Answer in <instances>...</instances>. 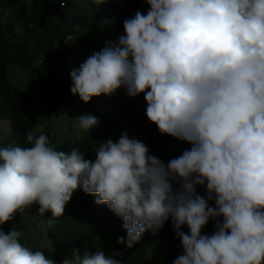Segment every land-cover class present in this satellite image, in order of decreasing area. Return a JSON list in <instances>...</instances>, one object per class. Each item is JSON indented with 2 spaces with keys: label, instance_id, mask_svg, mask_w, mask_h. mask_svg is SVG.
<instances>
[{
  "label": "clouds",
  "instance_id": "1",
  "mask_svg": "<svg viewBox=\"0 0 264 264\" xmlns=\"http://www.w3.org/2000/svg\"><path fill=\"white\" fill-rule=\"evenodd\" d=\"M144 2L146 14L125 18L115 45L69 72V92L86 103L123 87L139 95L135 112L145 102L162 135L191 147L165 165L121 133L89 161L77 148L56 150L42 129L29 132L26 147H0V225L36 204L52 227L79 187L119 217L125 249L168 231L177 258L166 264H264V0ZM75 119L86 133L98 124ZM22 236L0 228V264H54ZM120 255L73 248L62 264H121Z\"/></svg>",
  "mask_w": 264,
  "mask_h": 264
},
{
  "label": "trees",
  "instance_id": "2",
  "mask_svg": "<svg viewBox=\"0 0 264 264\" xmlns=\"http://www.w3.org/2000/svg\"><path fill=\"white\" fill-rule=\"evenodd\" d=\"M120 4L122 0H103L100 4L93 0H0V147H26V134H38V129L49 136L56 150L68 152L77 148L89 161L95 159L98 143L106 139L115 143L121 133L143 142L149 153L165 165L191 147L187 142L162 135L147 120L145 102L141 112L124 104L120 113H112L109 106L115 111L118 103L112 101L109 105L101 95L85 103L69 92L72 68L99 52L105 42L116 44L123 33V22L118 18L122 14ZM148 7L144 0L137 5L141 14H146ZM75 51L79 53L77 61L72 57ZM10 68L19 71L23 84L10 80ZM83 114L98 120L88 133L76 128L75 117ZM198 188L203 194V188ZM94 199L77 187L62 215L52 227L46 226L37 240L30 234L44 231L43 223L51 214L46 211L40 215L36 204L17 213L0 228L5 233L10 228L21 231V243L27 247L29 243L36 245L32 250L42 251L54 264L70 258L73 248L79 249L81 255L96 250L105 255L121 252L115 257L121 264H166L177 258L173 255L174 241L166 240L171 236L168 231L147 233L128 249L117 244V237L126 236L122 222L105 204H95ZM27 225H32L31 229Z\"/></svg>",
  "mask_w": 264,
  "mask_h": 264
},
{
  "label": "rangeland",
  "instance_id": "3",
  "mask_svg": "<svg viewBox=\"0 0 264 264\" xmlns=\"http://www.w3.org/2000/svg\"><path fill=\"white\" fill-rule=\"evenodd\" d=\"M143 0H136L135 2L133 1H126V0H122V4H120V9H121V15L118 16V18L120 17L122 22L125 18H128V17H131L135 14V12L138 10L137 8V5L142 2ZM119 13V11H118ZM123 35V33L121 34ZM120 35V36H121ZM71 40L73 41L72 44L74 47H76V40H75V37L71 38ZM113 45H115V43L112 42ZM72 57L74 60H78V57H79V53L78 51H75L72 53ZM74 69V68H72ZM9 77H10V80L15 83V84H18V85H21V83L23 84L25 81H22L21 82V79H22V76L21 74L19 73V71L17 69H14V68H10L9 69ZM119 90H114V92L109 95V96H105L104 97V101L108 102L109 105L111 104V102H116L118 103V108H116L115 111H113L112 109V106L110 105L109 106V111H111L112 113H120L121 109L123 108L124 104H130L131 105V109L132 110H137L139 109L140 105H139V101H138V96L136 97H128L125 93V90L123 89V87H120L118 88ZM36 105H39V104H36ZM76 118V117H75ZM32 225H27V229H31ZM42 230H37L36 228L33 230V231H36V233H32L30 234L31 237L33 238V240H37L38 238V235L40 236L42 234V232L45 233V230H46V225L45 223H43V227H42Z\"/></svg>",
  "mask_w": 264,
  "mask_h": 264
}]
</instances>
